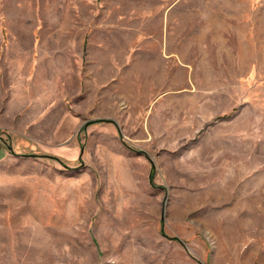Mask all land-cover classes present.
Returning a JSON list of instances; mask_svg holds the SVG:
<instances>
[{"label": "rangeland", "instance_id": "obj_1", "mask_svg": "<svg viewBox=\"0 0 264 264\" xmlns=\"http://www.w3.org/2000/svg\"><path fill=\"white\" fill-rule=\"evenodd\" d=\"M0 264H264V0H0Z\"/></svg>", "mask_w": 264, "mask_h": 264}, {"label": "crops", "instance_id": "obj_2", "mask_svg": "<svg viewBox=\"0 0 264 264\" xmlns=\"http://www.w3.org/2000/svg\"><path fill=\"white\" fill-rule=\"evenodd\" d=\"M155 14H157V12H152V11L147 12V15H150V16L155 15ZM192 14H193V17L195 15L196 18H199V14L197 12L196 13L193 12ZM165 16H166V14L164 12H160V17H161V19L163 21L165 19ZM149 18H151V17H149ZM149 20L150 19L147 20V26L151 25V23L148 22ZM189 38H190L191 44L193 46H197L199 44V42H200V34L199 33H197V34L193 33L191 35V37H189ZM156 42H157V32L152 33V31H149L148 28H147V44L143 45V47H144L143 49H147V56H141V55H138V54H134V57L137 58L138 61L143 60V59L145 61H147V62H143L145 67L146 66H151L152 64H155V60H157V59H160L159 61L163 60L161 57L160 58H156V54H151L150 53L151 50H156V46H155ZM138 45L139 44H137V46L135 45V50L137 52L143 50V49L138 48L139 47ZM162 49H163V44L161 43L160 50L162 51ZM138 63H141V62H135V65L139 66L140 64H138Z\"/></svg>", "mask_w": 264, "mask_h": 264}, {"label": "trees", "instance_id": "obj_3", "mask_svg": "<svg viewBox=\"0 0 264 264\" xmlns=\"http://www.w3.org/2000/svg\"><path fill=\"white\" fill-rule=\"evenodd\" d=\"M152 173V172H151ZM152 182V175L150 176V183ZM162 233V235H164L163 234V232H161ZM170 239H172V240H177L176 238H170Z\"/></svg>", "mask_w": 264, "mask_h": 264}]
</instances>
